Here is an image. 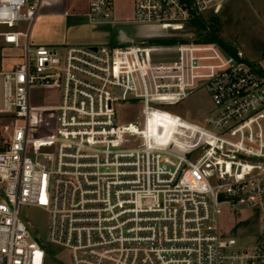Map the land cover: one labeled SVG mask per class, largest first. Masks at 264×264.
<instances>
[{"label": "built area", "instance_id": "1", "mask_svg": "<svg viewBox=\"0 0 264 264\" xmlns=\"http://www.w3.org/2000/svg\"><path fill=\"white\" fill-rule=\"evenodd\" d=\"M227 1L133 0L132 17L120 20L114 0H90L84 17L196 33L197 19L209 25ZM43 7L0 0V47L21 50L0 69V113L9 119L0 264H48L49 244L71 264H264V54L251 60L197 35L171 46L33 47ZM36 88H58L60 103L32 104ZM200 89L210 108L186 116L166 108ZM162 114L173 121L153 132ZM33 121L54 132L32 136ZM31 207L49 216L46 240L22 214Z\"/></svg>", "mask_w": 264, "mask_h": 264}, {"label": "rangeland", "instance_id": "2", "mask_svg": "<svg viewBox=\"0 0 264 264\" xmlns=\"http://www.w3.org/2000/svg\"><path fill=\"white\" fill-rule=\"evenodd\" d=\"M80 0L78 3H81ZM132 0H114L116 15L130 19L133 13ZM70 8V7H69ZM70 11H73L71 8ZM44 12V9L41 11ZM41 13V14H42ZM208 16L209 23H213ZM217 31L220 36L236 49H241L248 59H257L264 54V0H229L217 14ZM147 34V35H146ZM197 35L194 31L164 33L158 28L146 27L137 23L119 22L112 26L95 25L88 22L82 15H55L48 17L40 15L31 30L30 43L33 47L38 45L53 46L56 48L70 45H97L102 43H117L122 36L137 41L138 43L158 39L171 38H194ZM127 40V39H126ZM153 43V42H152ZM156 43V42H155ZM175 43H165L171 46ZM21 50L11 47H0V69H9L14 62L20 59ZM172 54L168 53L167 56ZM0 82V98L1 94ZM60 103V90L58 88H36L32 91V104L49 105ZM212 106L208 91L200 89L193 92L182 103L172 105L169 110L186 116L188 112L204 111ZM139 105L134 109L122 110L121 120L133 119L139 113ZM43 114V113H41ZM46 115H53L44 113ZM162 120L153 119L150 127L153 132L158 131V125L168 128L173 120L168 115H158ZM9 119L0 113V149L6 145L7 135L4 131V124ZM31 128L32 136H48L54 132V128H47L45 125L35 124ZM167 126V127H166ZM22 214L29 217L33 224L34 233L44 240L48 238L47 228L49 222L48 214L39 208L22 209ZM240 244H248L249 241H239ZM54 257L49 258L48 264H71L69 254L66 250L57 245L49 244Z\"/></svg>", "mask_w": 264, "mask_h": 264}, {"label": "crops", "instance_id": "3", "mask_svg": "<svg viewBox=\"0 0 264 264\" xmlns=\"http://www.w3.org/2000/svg\"><path fill=\"white\" fill-rule=\"evenodd\" d=\"M79 1L80 0H44V7H43L44 12L42 14L48 17L55 16V15H63V16L82 15L84 16V13L88 9L90 0H82L81 3H78ZM132 3H133V0H132ZM69 7L73 11H70ZM114 13H115L116 19H120V20L125 19L123 18V16H119V15L117 16L115 11ZM142 26L152 27L148 25H142ZM126 39L128 40V38H126L125 36H122L121 38V40H126ZM0 101H1V98H0Z\"/></svg>", "mask_w": 264, "mask_h": 264}, {"label": "trees", "instance_id": "4", "mask_svg": "<svg viewBox=\"0 0 264 264\" xmlns=\"http://www.w3.org/2000/svg\"><path fill=\"white\" fill-rule=\"evenodd\" d=\"M210 20L213 23H210L209 25H207L204 19H197L198 28L196 29V33H197L198 41L217 42L223 48H225L229 53L235 54L237 49L230 43L226 42L217 31V27H216V22H218L217 15H212L210 17ZM208 26H209V29L207 28ZM177 41H178L177 38H171V39L153 40L152 42L165 44V43H175ZM50 251L52 252L51 249Z\"/></svg>", "mask_w": 264, "mask_h": 264}, {"label": "bare ground", "instance_id": "5", "mask_svg": "<svg viewBox=\"0 0 264 264\" xmlns=\"http://www.w3.org/2000/svg\"><path fill=\"white\" fill-rule=\"evenodd\" d=\"M2 94V93H1ZM153 119H158V120H162L159 116H157V117H154ZM153 119H151V121H153ZM167 124V126H169V124L168 123H166ZM166 126V127H167ZM151 130H152V128H151ZM153 131V130H152Z\"/></svg>", "mask_w": 264, "mask_h": 264}]
</instances>
